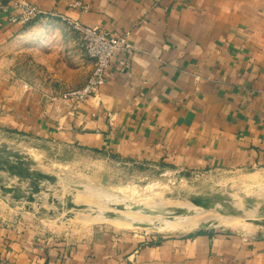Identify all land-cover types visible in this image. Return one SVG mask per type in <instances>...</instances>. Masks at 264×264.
<instances>
[{"label":"crops","instance_id":"0c3cea01","mask_svg":"<svg viewBox=\"0 0 264 264\" xmlns=\"http://www.w3.org/2000/svg\"><path fill=\"white\" fill-rule=\"evenodd\" d=\"M14 1L0 0L1 134L102 154L105 162L264 170V0H77L78 7L25 0L112 36L130 32L99 92L78 106L60 100L93 67L86 59L82 81L72 80L76 38L52 31L38 41L37 63L48 71L38 81L17 78L9 66L7 48L23 28L9 23ZM45 18L66 26L46 15L34 22ZM1 219L3 264H264V235L256 231L139 235L97 226L71 240Z\"/></svg>","mask_w":264,"mask_h":264},{"label":"rangeland","instance_id":"374dc122","mask_svg":"<svg viewBox=\"0 0 264 264\" xmlns=\"http://www.w3.org/2000/svg\"><path fill=\"white\" fill-rule=\"evenodd\" d=\"M38 19L40 18L18 31L15 35H22L19 43L7 48L9 66H13L17 71L16 77L24 81H38L48 73L47 69L37 63L36 48L40 39L47 37L52 31H58L64 38H76L79 44L77 59L72 57L69 61L76 60L79 64V73L72 77V80L80 83L84 76L86 59H89L82 47L81 37L67 24L65 26L52 18H45L48 21L40 22V26L34 22ZM60 45L61 49H68ZM3 145L25 157L28 156L33 161L31 170L57 178V182L53 184L39 181L40 188L45 190L33 194L29 191V182L18 183L19 178L0 172V177H4V186H16L25 196L33 194L35 198L33 203L25 200L15 201L10 195H3L0 191L1 221L5 223L21 222L51 237L62 236L71 240L79 239L97 226L139 235L157 232L182 235L197 231L195 228L203 222L214 220H217V225L208 228L220 226L217 228L245 234L256 231L264 235V226L243 222L245 218L255 220L261 206L257 203V210L256 207L255 210L244 208V196H255L258 201H264L262 169L189 173L167 169L146 159L141 162L112 156L105 162L102 154L94 153L91 156L83 150L53 146L39 141H22L0 133V147ZM209 194H229L230 206L240 209L242 217L221 216L215 210L194 208L187 201V196L190 195ZM68 200L76 205H87V208L67 209ZM136 206H143L149 211L171 208L197 210L192 216L177 217L168 221L166 216L148 214L145 210H136ZM108 213H115L123 218L111 219L106 216ZM133 222H146L151 226L143 228L135 226ZM165 226L172 229L163 231Z\"/></svg>","mask_w":264,"mask_h":264},{"label":"water","instance_id":"95a60500","mask_svg":"<svg viewBox=\"0 0 264 264\" xmlns=\"http://www.w3.org/2000/svg\"><path fill=\"white\" fill-rule=\"evenodd\" d=\"M13 159V160H12ZM31 164L33 161L28 156H23L17 151H13L5 145L0 147V172L8 173L11 177H17L18 183L29 182V191L33 194L39 193L41 190H45L40 188L39 181H48L50 183L57 182V178L53 175L43 173L38 170H31ZM4 177H0V191L3 195H10L15 201L25 200L29 203H33L35 198L33 194H29L25 196L21 189L16 186H4L3 185ZM176 197V196H173ZM241 197V196H240ZM243 198V196L241 197ZM259 200V199H258ZM255 196H244V208L253 210L256 207L258 208V204L261 206L258 208L257 217L255 220H250L248 218L244 219V223L252 224L254 226H264V201H258ZM187 201L197 209L201 210H215L219 215L226 217L239 218L242 217V211L240 209L233 208L230 206V196L229 194H209V195H190L187 196ZM258 203V204H257ZM257 205V206H256ZM67 209H75L82 210L86 209L87 205H76L71 200L67 201L66 204ZM136 210H145L148 214H158L162 216H166L168 221H173L177 217L184 216H192L195 214L193 208H171L169 210H159V211H149L143 206L135 207ZM255 210V209H254ZM108 218H117L121 219L123 216H119L115 213H108L106 215ZM217 220L208 221L201 223L197 228L198 230L206 229L212 225H217ZM135 226L139 227H150L151 225L146 222H133Z\"/></svg>","mask_w":264,"mask_h":264},{"label":"built area","instance_id":"2783aa9c","mask_svg":"<svg viewBox=\"0 0 264 264\" xmlns=\"http://www.w3.org/2000/svg\"><path fill=\"white\" fill-rule=\"evenodd\" d=\"M78 6H81V4L77 0L71 3V7ZM10 8L13 10V14L9 17V23L13 26L22 28L31 21L45 15L48 17H59L81 37L82 47L92 61L93 67L85 83L80 88L61 94L60 100L71 106H78L99 92L118 54L128 44L130 32L127 30L120 36H112L102 28L86 26L70 18L58 16L54 12H45L37 5L30 4L25 0L14 1ZM83 8L86 9L84 6ZM0 264H3V262H0Z\"/></svg>","mask_w":264,"mask_h":264},{"label":"bare ground","instance_id":"6f19581e","mask_svg":"<svg viewBox=\"0 0 264 264\" xmlns=\"http://www.w3.org/2000/svg\"><path fill=\"white\" fill-rule=\"evenodd\" d=\"M235 205V204H234ZM150 216V215H149ZM96 219H97V217H96ZM139 219V218H138ZM234 220V219H233ZM118 222V221H117ZM196 222V221H195ZM174 224V223H173ZM165 225V224H164ZM130 226V225H129ZM156 227V226H155ZM189 227V226H188ZM172 228H170L169 226H165L162 230L164 231V230H171ZM183 229V228H182ZM161 230V231H162Z\"/></svg>","mask_w":264,"mask_h":264}]
</instances>
